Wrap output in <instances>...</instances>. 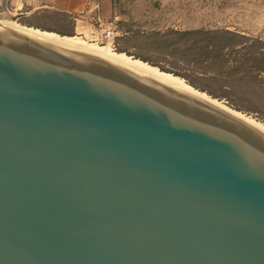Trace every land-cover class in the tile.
<instances>
[{"label": "water", "instance_id": "1", "mask_svg": "<svg viewBox=\"0 0 264 264\" xmlns=\"http://www.w3.org/2000/svg\"><path fill=\"white\" fill-rule=\"evenodd\" d=\"M0 264H264V128L0 26Z\"/></svg>", "mask_w": 264, "mask_h": 264}, {"label": "rangeland", "instance_id": "2", "mask_svg": "<svg viewBox=\"0 0 264 264\" xmlns=\"http://www.w3.org/2000/svg\"><path fill=\"white\" fill-rule=\"evenodd\" d=\"M95 2L85 0L81 10L66 12L45 0H10L6 11L27 13L17 19L21 24L79 35L96 25ZM111 3L124 32L111 48L171 72L264 124V0ZM110 15L100 13L104 20Z\"/></svg>", "mask_w": 264, "mask_h": 264}, {"label": "bare ground", "instance_id": "3", "mask_svg": "<svg viewBox=\"0 0 264 264\" xmlns=\"http://www.w3.org/2000/svg\"><path fill=\"white\" fill-rule=\"evenodd\" d=\"M11 12H7L6 10L2 13H0V26L10 29V30H15V31H20L24 32L26 34H29L33 37L55 43V44H60V45H71V46H82V47H89L92 49H95L97 51L103 52L105 54L111 55L113 57L119 58L121 60L127 61L129 63L134 64L136 67L139 68H144V69H149L152 71H155L163 76H166L174 81H177L181 84H183L189 91L194 93L200 98H203L205 100H208L212 103L217 104L218 106H221L222 108L229 110L233 113H236L238 115H241L243 117H246L250 119L251 121L255 122L259 126L264 128V124L260 121H257L255 118L245 114L243 111L233 109L227 105H225L222 101L211 97L208 95L206 92L200 91L196 88H194L191 84L187 83L185 80H183L181 77L172 74L171 72H166L164 70L159 69L155 65H151L146 61H143L139 58L133 57L129 54H126L123 51H116L114 50L110 42H106L104 44H99L98 42H95L93 39H86L83 35H80L81 32H84V30L78 31L79 35H65V34H59L54 31L50 30H45V29H40L38 27H33V26H28L25 24H21L17 21V19L12 18L11 15H9ZM12 15H16L17 13ZM19 14V13H18ZM86 33V32H85ZM88 35V31H87ZM86 39V40H83Z\"/></svg>", "mask_w": 264, "mask_h": 264}, {"label": "built area", "instance_id": "4", "mask_svg": "<svg viewBox=\"0 0 264 264\" xmlns=\"http://www.w3.org/2000/svg\"><path fill=\"white\" fill-rule=\"evenodd\" d=\"M96 10L95 14V27L87 30V28L84 30V32H81L80 35H83L87 39H93L95 42L104 44L106 42H110L112 47H115V39L118 36H121L124 34V32L119 29L118 27V15L115 13V16L112 19L104 20L100 16V3L97 0L94 4V8ZM88 31V35H87ZM86 32V33H85Z\"/></svg>", "mask_w": 264, "mask_h": 264}, {"label": "crops", "instance_id": "5", "mask_svg": "<svg viewBox=\"0 0 264 264\" xmlns=\"http://www.w3.org/2000/svg\"><path fill=\"white\" fill-rule=\"evenodd\" d=\"M48 5H51L57 9L66 11V12H73L79 11L82 9L85 0H45ZM88 1V0H87ZM10 0H0V7L6 8L9 5ZM100 13L104 16L110 15L109 19H112L115 16L116 11H112V3L111 0H100ZM27 14L23 13L22 17ZM107 19V20H109ZM118 24V23H117Z\"/></svg>", "mask_w": 264, "mask_h": 264}, {"label": "trees", "instance_id": "6", "mask_svg": "<svg viewBox=\"0 0 264 264\" xmlns=\"http://www.w3.org/2000/svg\"><path fill=\"white\" fill-rule=\"evenodd\" d=\"M124 52V51H123Z\"/></svg>", "mask_w": 264, "mask_h": 264}]
</instances>
